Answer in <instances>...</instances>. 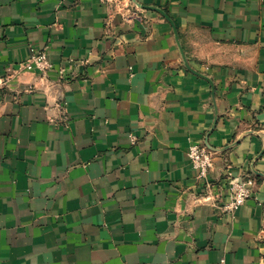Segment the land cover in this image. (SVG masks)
<instances>
[{"label":"crops","instance_id":"obj_1","mask_svg":"<svg viewBox=\"0 0 264 264\" xmlns=\"http://www.w3.org/2000/svg\"><path fill=\"white\" fill-rule=\"evenodd\" d=\"M135 1L0 0V264H264V0Z\"/></svg>","mask_w":264,"mask_h":264},{"label":"built area","instance_id":"obj_2","mask_svg":"<svg viewBox=\"0 0 264 264\" xmlns=\"http://www.w3.org/2000/svg\"><path fill=\"white\" fill-rule=\"evenodd\" d=\"M105 4H113L117 6V14L121 16L123 21H131L133 19L145 20L142 12L138 10L133 0H102ZM125 2L128 4H125ZM125 4V5H124ZM19 70H13L16 73L22 69L36 70L42 73H48L54 69L49 55L46 51L39 52L26 62L19 65ZM62 73L64 70L61 71ZM9 77L0 74V91L7 85ZM135 140L134 137H132ZM189 159L194 169L198 171L200 178H206L214 164V153L206 143H197L191 145L189 149ZM229 198L227 203L222 207L224 212L236 213L250 199L252 187L256 184L252 177L234 178L229 175Z\"/></svg>","mask_w":264,"mask_h":264},{"label":"water","instance_id":"obj_3","mask_svg":"<svg viewBox=\"0 0 264 264\" xmlns=\"http://www.w3.org/2000/svg\"><path fill=\"white\" fill-rule=\"evenodd\" d=\"M133 2L135 3V5L141 7V5H139L135 0H133ZM150 9H151V10H155V11H157V12H160V13H161V14H162L167 20L170 21L169 16H168L163 10H161V9H156V8H150ZM206 145H207L209 148L213 149V148L209 145L208 142L206 143Z\"/></svg>","mask_w":264,"mask_h":264}]
</instances>
